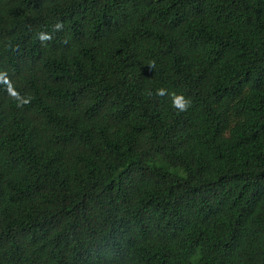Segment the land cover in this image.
<instances>
[{
  "label": "trees",
  "instance_id": "16d2710c",
  "mask_svg": "<svg viewBox=\"0 0 264 264\" xmlns=\"http://www.w3.org/2000/svg\"><path fill=\"white\" fill-rule=\"evenodd\" d=\"M0 264H264V0H0Z\"/></svg>",
  "mask_w": 264,
  "mask_h": 264
},
{
  "label": "clouds",
  "instance_id": "9594fccd",
  "mask_svg": "<svg viewBox=\"0 0 264 264\" xmlns=\"http://www.w3.org/2000/svg\"><path fill=\"white\" fill-rule=\"evenodd\" d=\"M63 27L62 24L58 23L56 26H55V31H59L61 30ZM38 38L43 42V41H46L48 39V34L44 31H41L39 32L38 34ZM157 95H160V96H163V95H168V97L171 99L172 101V104H173V107L174 108H177L179 109L180 111H186L188 107L191 106V100L190 98L189 99H185L183 97L182 94H177V93H174V92H167V90L165 89H158L157 92H156ZM177 99H180V100H184V103H180V104H177L176 103V100Z\"/></svg>",
  "mask_w": 264,
  "mask_h": 264
}]
</instances>
